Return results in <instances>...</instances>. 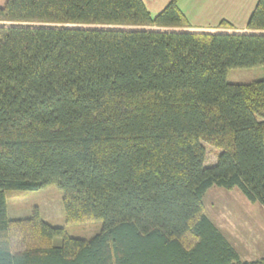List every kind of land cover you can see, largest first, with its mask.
<instances>
[{
  "label": "trees",
  "instance_id": "16d2710c",
  "mask_svg": "<svg viewBox=\"0 0 264 264\" xmlns=\"http://www.w3.org/2000/svg\"><path fill=\"white\" fill-rule=\"evenodd\" d=\"M0 19L45 23L0 24V264H264L239 260L202 201L237 187L264 207V78L226 79L264 65V32L190 30L177 0L154 16L144 0H5ZM101 21L171 29L75 24ZM247 26L264 29V0ZM50 184L66 223L99 231L8 216L9 191Z\"/></svg>",
  "mask_w": 264,
  "mask_h": 264
},
{
  "label": "rangeland",
  "instance_id": "374dc122",
  "mask_svg": "<svg viewBox=\"0 0 264 264\" xmlns=\"http://www.w3.org/2000/svg\"><path fill=\"white\" fill-rule=\"evenodd\" d=\"M152 0L147 3L146 6L151 15L154 16L159 10L163 8L168 0ZM230 1V0H227ZM239 1V0H235ZM5 0H0V6L4 4ZM200 3L203 0H177V5L181 12L185 15L188 21L190 30L194 31H212V32H264V29H254L247 26V19L249 13H240V7L235 5L232 11H228L225 18H221L218 21L214 20L221 12L220 4L217 1H213L211 5H207V8H202ZM204 4V3H203ZM202 10V11H200ZM246 11V10H245ZM238 14H241L239 17ZM248 16V17H247ZM227 18V19H226ZM210 20H213L212 23ZM0 24H33L41 25L45 24L43 21L33 20H2ZM79 26L94 27V28H110V29H122V28H153V29H171V26H163L157 24L140 25L132 23H119V22H85L75 23ZM179 29L187 27H177ZM264 78V65H257L252 67H238L229 68L226 72V79L230 82L248 83L258 79ZM206 145L205 165H212L216 162V156L218 149L209 145ZM215 196L225 197H242L244 196L241 191L234 187L232 189H224L218 186H212L204 193L202 201L203 204L208 207L211 199ZM210 207V206H209ZM260 212L264 213V209L259 208ZM37 213L39 217L46 220L52 225L63 226L66 233L70 236L78 237H90L94 233L98 232L101 226L99 220L84 221L77 224L66 223L64 218L63 204H62V191L55 184H50L46 187L37 190H12L9 191L7 198V214L13 220L28 219L34 213ZM259 228L264 227V216L261 217V222L257 225ZM60 237H54L53 244H59Z\"/></svg>",
  "mask_w": 264,
  "mask_h": 264
},
{
  "label": "crops",
  "instance_id": "0c3cea01",
  "mask_svg": "<svg viewBox=\"0 0 264 264\" xmlns=\"http://www.w3.org/2000/svg\"><path fill=\"white\" fill-rule=\"evenodd\" d=\"M149 1L152 0H144L145 4L150 3ZM162 1L159 4L164 2ZM213 1L203 0L204 4L200 3V5L202 8H207V5H211ZM215 1L221 5L220 10H222L214 19L218 21L225 18L226 13L232 11L236 4L239 5L241 14L249 13L250 15L257 0ZM241 14L238 16L240 17ZM212 21L210 20L211 23ZM208 205L210 207L204 205L205 214L218 228L225 240L235 249L239 260L247 261L264 255V227H257L261 222V217L264 216L263 212L258 211L259 208L263 207L259 202H250L244 196L237 198L215 196Z\"/></svg>",
  "mask_w": 264,
  "mask_h": 264
}]
</instances>
